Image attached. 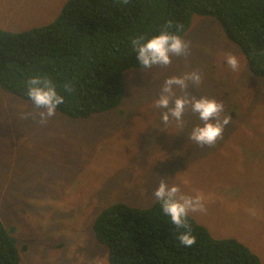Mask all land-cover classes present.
<instances>
[{"label":"rangeland","instance_id":"1","mask_svg":"<svg viewBox=\"0 0 264 264\" xmlns=\"http://www.w3.org/2000/svg\"><path fill=\"white\" fill-rule=\"evenodd\" d=\"M65 1L0 0V27L46 24ZM181 37L191 42L187 57L125 69L121 103L87 118L56 110L41 124V109L0 88V219L16 229L20 264H109L93 220L115 202L150 206L160 179L202 194L206 211L189 216L215 238L243 242L264 264V75L248 71L214 16L194 14ZM229 53L238 71L227 65ZM193 70L203 82L189 93L222 102L231 117L214 146L188 139L203 124L198 114L165 126L154 106L167 78Z\"/></svg>","mask_w":264,"mask_h":264},{"label":"trees","instance_id":"2","mask_svg":"<svg viewBox=\"0 0 264 264\" xmlns=\"http://www.w3.org/2000/svg\"><path fill=\"white\" fill-rule=\"evenodd\" d=\"M194 14L214 16L248 71L264 75V0H66L46 24L21 31L0 27V88L33 103L26 82L44 75L65 98L58 112L81 119L109 110L122 101L124 70L141 67L131 40L158 35L168 21L170 31L182 36ZM187 222L196 237L191 247L181 245L185 229L157 200L148 207L115 202L96 215L92 229L108 249L109 264H262L236 238H215L192 216ZM15 230L0 219V264H20Z\"/></svg>","mask_w":264,"mask_h":264},{"label":"clouds","instance_id":"3","mask_svg":"<svg viewBox=\"0 0 264 264\" xmlns=\"http://www.w3.org/2000/svg\"><path fill=\"white\" fill-rule=\"evenodd\" d=\"M128 4L129 0H122ZM177 31L182 30V25H175ZM173 22L168 21L164 29L151 38L137 36L131 40L136 59L143 69H151L153 66L167 67L172 63V57L190 54L191 42L183 39L179 34L173 33ZM227 65L238 71L240 61L236 55L229 53L226 57ZM203 82V76L197 70L185 73L183 76L167 78L161 89L154 106L161 110V122L167 126L175 121L177 126H184L185 113L191 111L198 114L203 122L191 131L188 139L200 146H214L219 139H223L224 129L230 124L231 117L224 114L225 106L222 102L207 97L197 98L189 93L190 86L197 87ZM27 96L32 100L36 108L41 109L37 113L41 124L56 115V109L65 102L64 96L58 94L56 85L47 76L34 75L26 82ZM66 92L74 89L70 83L64 86ZM177 92L182 93L177 95ZM27 118V117H25ZM153 196L159 201L165 215L177 228L185 231L179 235L181 245L191 247L196 243V237L192 235L188 225L189 213L205 212L204 197L202 194L186 195L176 184H169L167 179H160Z\"/></svg>","mask_w":264,"mask_h":264}]
</instances>
